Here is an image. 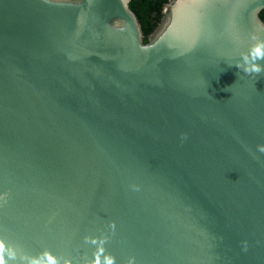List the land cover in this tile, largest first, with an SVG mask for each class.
Here are the masks:
<instances>
[{"label":"water","instance_id":"obj_1","mask_svg":"<svg viewBox=\"0 0 264 264\" xmlns=\"http://www.w3.org/2000/svg\"><path fill=\"white\" fill-rule=\"evenodd\" d=\"M130 2L0 0L7 264H264V0Z\"/></svg>","mask_w":264,"mask_h":264},{"label":"clouds","instance_id":"obj_2","mask_svg":"<svg viewBox=\"0 0 264 264\" xmlns=\"http://www.w3.org/2000/svg\"><path fill=\"white\" fill-rule=\"evenodd\" d=\"M251 38L252 40L255 41V43L251 46L248 54H242L243 63L241 64L240 62H237L236 67L241 69L244 73L247 74H251V73L259 74L262 71H264V67H262L260 64L257 63V61L259 60H264V40H259L256 36H252ZM249 57H251V59ZM181 136L182 139L186 138V134H181ZM257 151H259L260 153H264V144H258ZM132 187L134 189L137 188L136 185H133ZM109 227L114 229L115 223L110 222ZM84 240L85 242L100 245L97 249V252L93 254L94 258L91 261L86 260L84 264H102L99 253L103 252L102 245L106 242L107 237L97 240V238L95 237L90 238L88 236H85ZM242 244H243V250L246 251L247 242L244 241L242 242ZM4 253H5V245L2 241H0V264H7V261L4 258ZM8 253L11 259L15 258V254L11 248L8 249ZM29 264H59V260L45 250L39 256L32 258L29 261ZM63 264H71V261L65 259L63 261ZM103 264H116L115 257L110 254H105ZM127 264H134V258H129Z\"/></svg>","mask_w":264,"mask_h":264},{"label":"trees","instance_id":"obj_3","mask_svg":"<svg viewBox=\"0 0 264 264\" xmlns=\"http://www.w3.org/2000/svg\"><path fill=\"white\" fill-rule=\"evenodd\" d=\"M167 2L168 0H131L130 8L140 21L145 35V42L147 41V35L159 23L162 8ZM260 18L264 22V10L260 13Z\"/></svg>","mask_w":264,"mask_h":264}]
</instances>
